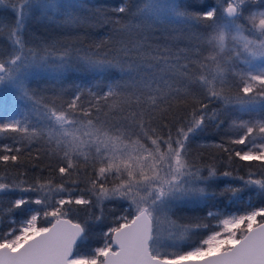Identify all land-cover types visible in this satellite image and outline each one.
Returning <instances> with one entry per match:
<instances>
[{
	"label": "snow or ice",
	"instance_id": "1",
	"mask_svg": "<svg viewBox=\"0 0 264 264\" xmlns=\"http://www.w3.org/2000/svg\"><path fill=\"white\" fill-rule=\"evenodd\" d=\"M9 7L13 18L0 19L10 42L0 56V135H15L0 143V164H20L25 148L42 143L60 179L0 178V194L22 193L6 210L0 264H264V206L221 211L211 191L214 167L205 174L190 155L198 130L208 121L222 126L227 112L238 130L228 144L241 147H215L229 161H257L261 175L239 177L241 186L220 195L230 193L236 204L247 189L264 205V0H204L196 11L186 0H139L134 10L114 9L123 15L111 21L95 18L113 24L116 37L94 48L25 39L33 21L93 23L85 0H14ZM161 25L188 45L153 46L148 33ZM38 82L52 95L38 92ZM69 82L74 91L63 100ZM189 100L183 122L163 123L173 105ZM105 202H115L120 214L112 210L103 246L83 254L90 229L70 217L98 209L101 221ZM180 204L203 205L206 216L178 225L169 214ZM202 229L195 247L176 250Z\"/></svg>",
	"mask_w": 264,
	"mask_h": 264
},
{
	"label": "trees",
	"instance_id": "2",
	"mask_svg": "<svg viewBox=\"0 0 264 264\" xmlns=\"http://www.w3.org/2000/svg\"><path fill=\"white\" fill-rule=\"evenodd\" d=\"M85 2L92 6V12L88 13V15L93 17V23L83 26L84 29H82L86 32V38L84 37L83 40L80 41L79 38L68 39L62 34H56L54 29L56 28V22L59 20L33 21L30 23L28 30L25 33V39L31 43H51L54 41H60L61 43H72L83 48H94V45L99 44L101 41L111 40L113 37H116L113 24L96 23L95 18L102 17L104 20L111 21L117 16L123 15L117 13L114 9L120 6H125L130 10H134L135 5L139 3V0H85ZM186 2L193 5L191 10L196 11L204 0H186ZM208 2H212V0H208ZM12 18V12H9L7 8L0 7V19L11 20ZM177 35L178 33L172 28L161 25L152 29L148 33V40L153 46H159L161 48L166 45L173 48L177 46L183 48L188 45L186 39H174ZM106 48L107 45H105V48H102L101 51L106 50ZM9 51L10 42L7 39L6 32H4L3 34H0V56H6ZM33 87H36L38 92L43 91L45 96L52 95L50 85H46L43 82H38L33 85ZM73 91L74 88L71 82L67 83L65 85L63 100L71 99ZM57 103H60V101H57ZM192 107L193 105L190 100L187 103L173 105L167 113L163 123H167L170 127H174L177 122H183L188 117ZM209 107L210 109H217L218 105L217 103H212ZM220 119L224 121L222 126L217 127L216 122L208 121L202 130H198L195 138L191 141V158L199 165L203 166L205 174L207 173L208 167H214L217 176L211 181V191L217 193L216 202L219 204L220 210L225 212H237L238 210L244 211L247 208L246 203L249 202L257 206H264L261 205L262 198L256 195L249 197V190L247 189L242 194L243 199L236 204L230 203V193H226L223 196L220 195V193L229 185L237 187L241 186L242 181L239 177L247 179L250 172L254 173L257 178L261 175L259 168L255 167V165H258L257 161H240L236 158L229 161L228 154L215 147L217 144H225L230 148L241 147L228 144V140L231 137V130L227 113L222 112ZM160 123L161 121L159 119L153 121L154 126H159ZM11 135L15 134L0 135V143L11 144L12 141L7 138ZM20 155L22 160V163L20 164L15 166L11 163L8 165L0 164V178H3V182L24 179L31 183L38 177L41 179L53 177L57 182L59 181V175L55 171L57 161L55 158H50L45 145L42 143L33 144L30 149L25 148ZM225 171L231 172L232 175L230 177L223 176V172ZM80 186L83 187V184ZM20 195H22L20 192L9 193L7 195L0 194V196L4 197L3 199H0V209L5 211V214L0 216L1 226H5L6 229L9 226V218L6 214V210L9 207L10 201L18 198ZM105 203L107 206L105 208L104 218L101 221L95 220V215L99 214L98 209L94 210L91 215L81 211L78 215H72L70 217L73 222H78L82 225L87 222V226L90 229L88 240L81 245L79 249L83 254H89L92 249L103 246V233L107 231L109 227L113 226L114 213L112 210L115 209V214H120L121 209L115 206V202ZM204 216H206V209H204L203 205L180 204L173 209L169 218L175 221L178 225H187L198 218L203 220ZM16 219L19 221L22 217L16 216ZM46 223L47 221L44 220L38 221V224ZM213 223H215V221H213ZM205 232L206 230L202 229L200 234L192 235L190 239L180 243L176 250L186 251L195 247L203 238Z\"/></svg>",
	"mask_w": 264,
	"mask_h": 264
},
{
	"label": "rangeland",
	"instance_id": "3",
	"mask_svg": "<svg viewBox=\"0 0 264 264\" xmlns=\"http://www.w3.org/2000/svg\"><path fill=\"white\" fill-rule=\"evenodd\" d=\"M11 2H14V0H3V3L0 4V7L1 8H7V10H9V12H11L10 7H9ZM55 27L56 28L54 29V32L56 34H59V35L62 34V35H64V37H67L68 39L79 38V40L81 41V40L84 39V37L86 35L85 30H83L84 29L83 26L66 24V23H64L63 21H60V20L56 22ZM227 115H228V113H227ZM228 117H229V115H228ZM229 123H230L229 127H230V130H231L230 136L234 137V136H236L238 134V130L233 128V127H231V123H232L231 119H229ZM211 184H212V182H211ZM246 205H248V203H246ZM221 211H223V210H221ZM223 212H225V211H223ZM226 212L230 213V214H236L238 212L242 213L243 210H238L237 212H231V211H226ZM1 227L2 226H1V220H0V231L7 230L5 226L2 227V228ZM182 242H184V241H182ZM193 259H197V258H193Z\"/></svg>",
	"mask_w": 264,
	"mask_h": 264
},
{
	"label": "water",
	"instance_id": "4",
	"mask_svg": "<svg viewBox=\"0 0 264 264\" xmlns=\"http://www.w3.org/2000/svg\"><path fill=\"white\" fill-rule=\"evenodd\" d=\"M204 258H199V259H193L191 261L186 262V264H203Z\"/></svg>",
	"mask_w": 264,
	"mask_h": 264
}]
</instances>
